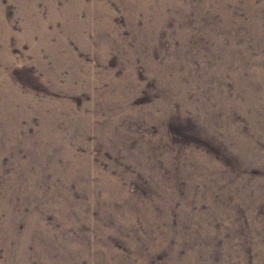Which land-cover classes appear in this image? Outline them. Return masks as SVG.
Masks as SVG:
<instances>
[{"label":"rangeland","instance_id":"374dc122","mask_svg":"<svg viewBox=\"0 0 264 264\" xmlns=\"http://www.w3.org/2000/svg\"><path fill=\"white\" fill-rule=\"evenodd\" d=\"M0 103L32 264H264V0H0Z\"/></svg>","mask_w":264,"mask_h":264},{"label":"bare ground","instance_id":"6f19581e","mask_svg":"<svg viewBox=\"0 0 264 264\" xmlns=\"http://www.w3.org/2000/svg\"><path fill=\"white\" fill-rule=\"evenodd\" d=\"M7 115L5 112L4 116L6 117ZM2 135L3 137L1 138L3 139L0 140V161L5 153L1 149L2 146H8L9 149L11 143L9 140L13 137L12 132L7 130V128L3 131ZM2 169L0 165V174L2 173ZM10 175L6 178L5 183L0 185V190L2 189L3 191L0 197V264H32L30 254L31 232L27 228L30 226V222L27 225V218L25 216L17 217L15 206V177L13 178L11 173ZM19 225H23L24 229L21 230L20 236L18 237ZM31 227L33 228V225ZM59 264L64 263L60 262Z\"/></svg>","mask_w":264,"mask_h":264}]
</instances>
